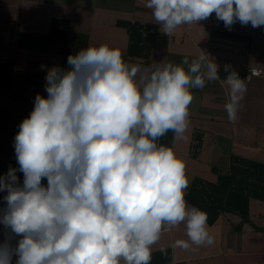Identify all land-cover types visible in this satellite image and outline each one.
<instances>
[{"label": "clouds", "instance_id": "1", "mask_svg": "<svg viewBox=\"0 0 264 264\" xmlns=\"http://www.w3.org/2000/svg\"><path fill=\"white\" fill-rule=\"evenodd\" d=\"M165 35L213 13L231 30L264 26V0H144ZM180 63L146 66L119 48L88 46L67 66H42L44 91L14 137L18 168L0 176L6 192L0 264H151L165 227L183 224L174 248L211 246L207 213L185 199V163L157 141L190 126L193 89L226 87L225 110L236 121L247 86L205 51ZM17 172L23 174L22 184ZM47 180V185L42 184ZM19 237L15 245L12 239Z\"/></svg>", "mask_w": 264, "mask_h": 264}, {"label": "crops", "instance_id": "2", "mask_svg": "<svg viewBox=\"0 0 264 264\" xmlns=\"http://www.w3.org/2000/svg\"><path fill=\"white\" fill-rule=\"evenodd\" d=\"M53 19H65L71 32L87 35L88 46L107 44L123 55L129 47L124 23L158 26L161 36L152 56L131 64L180 63L184 57L191 61L201 49L220 66L221 80L228 75L224 65H230L247 86L236 121H229L225 110L226 87L220 81H208L202 89L192 90L189 129L183 138L174 135L171 148L185 163L189 185L198 177L216 183L213 168L227 173L233 155L264 163V77L245 80L248 67L264 70V26L237 22L229 30L213 13L198 24H185L165 35L144 0H0V61H11L15 67L12 86L0 85V176L10 166L19 167L13 146L18 125L32 111L36 94L47 95L42 66H67L64 44L50 38ZM17 176L22 184L23 174L17 172ZM42 184L46 186L47 180L42 179ZM249 213L247 223L230 212L213 224L207 221L215 243L189 250L173 247L176 240H187L183 224L165 227L152 256L167 255L151 259V264H264V201L251 199ZM7 231L0 225V242ZM18 239H12V244ZM15 261L14 256L12 264Z\"/></svg>", "mask_w": 264, "mask_h": 264}, {"label": "trees", "instance_id": "3", "mask_svg": "<svg viewBox=\"0 0 264 264\" xmlns=\"http://www.w3.org/2000/svg\"><path fill=\"white\" fill-rule=\"evenodd\" d=\"M129 34V47L123 55L126 62L137 59H148L152 56L156 42L161 36L160 29L154 25L141 23H124ZM50 38L64 44L66 55H75L80 49L88 47V36L71 32L70 23L65 19H53ZM14 63L0 61V85L10 88L14 80ZM174 133L169 131L157 143L172 147ZM200 143L197 144V148ZM218 181L212 183L203 178H195L186 191L185 198L191 206L205 211L208 222L213 224L226 213L239 215L244 223L250 222V200L264 201V163L233 155L230 158L229 171L221 173L213 168ZM6 192H0V209L6 206L3 197ZM166 253L155 254L153 261L162 260ZM170 257V256H169Z\"/></svg>", "mask_w": 264, "mask_h": 264}, {"label": "built area", "instance_id": "4", "mask_svg": "<svg viewBox=\"0 0 264 264\" xmlns=\"http://www.w3.org/2000/svg\"><path fill=\"white\" fill-rule=\"evenodd\" d=\"M256 77H264V70L256 67H248L245 71V80L250 82Z\"/></svg>", "mask_w": 264, "mask_h": 264}]
</instances>
